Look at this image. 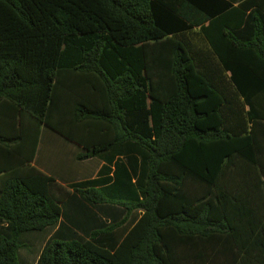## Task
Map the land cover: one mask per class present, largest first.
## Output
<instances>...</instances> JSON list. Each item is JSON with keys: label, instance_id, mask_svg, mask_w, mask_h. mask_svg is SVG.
I'll return each instance as SVG.
<instances>
[{"label": "trees", "instance_id": "obj_1", "mask_svg": "<svg viewBox=\"0 0 264 264\" xmlns=\"http://www.w3.org/2000/svg\"><path fill=\"white\" fill-rule=\"evenodd\" d=\"M43 134L96 177L27 166ZM1 174L0 264H264V0H0Z\"/></svg>", "mask_w": 264, "mask_h": 264}, {"label": "rangeland", "instance_id": "obj_2", "mask_svg": "<svg viewBox=\"0 0 264 264\" xmlns=\"http://www.w3.org/2000/svg\"><path fill=\"white\" fill-rule=\"evenodd\" d=\"M66 148L67 150H70L69 152L67 151H60V153L63 155V160L65 162V174L64 177L67 180H72L74 179V176L76 177H82L83 175H80L78 173H82L85 172L86 175L84 176H92L93 172H96L97 170H99L100 166L102 165V163L98 160V159H91V160H86L84 162L78 161L77 160V156L82 152L81 149L76 146V145H72V144H66ZM71 153H73V161H72V157H71ZM125 160L129 163V166L133 167L132 168V174L133 177L135 179V181L137 182V185H142L143 181L146 178V172H147V156L144 152L139 151L138 149H136L133 145H129L128 147V153L126 154ZM71 163H73L74 167L78 168L79 171H75L74 167H70ZM70 173V174H69ZM76 177V179H77ZM112 211L115 214V217H117V219H109L107 220V225L108 226H114V224L116 225L117 223H119V221L125 217V210H121L119 207H113ZM111 211V212H112ZM141 212L139 211H135L132 214L129 215V219L127 220V223L124 225L122 224L120 227H117L116 229H114L113 232H111V234L113 236H115L116 240L120 237H122L129 229L130 227L140 218L141 216ZM113 217V216H112ZM40 241L39 243H33L34 245L31 247H26L24 248V250L21 252V255L23 257L29 258L31 259V262H36V260L38 259V257L40 256L44 245L46 243V241L49 238V235H44V234H40ZM102 237V236H101ZM26 238V239H25ZM25 238H23V240H26V244L28 242H33V238L32 236H26ZM105 238L109 239V236H105ZM114 239V238H111ZM32 253L31 255H29V253Z\"/></svg>", "mask_w": 264, "mask_h": 264}, {"label": "crops", "instance_id": "obj_3", "mask_svg": "<svg viewBox=\"0 0 264 264\" xmlns=\"http://www.w3.org/2000/svg\"><path fill=\"white\" fill-rule=\"evenodd\" d=\"M67 151L66 143L59 139L58 137L51 135V134H43L41 138V142L38 148V152L36 155V158L31 162L29 167H34L44 174L48 176L54 177L57 182L64 186L68 187L70 184L77 183L80 181L88 180L91 178H95L97 175V172H93L92 176H84L86 175L85 172H80L78 174L83 175L82 177H76L74 176V179L67 180L64 177L65 174V162L63 160V153L61 154L60 151ZM72 161H73V153H71ZM70 167H74L73 163H71ZM101 167V166H100ZM75 171H79L78 168L74 167ZM70 174V173H69ZM8 174H1L0 175V186H2V183L4 180L8 177Z\"/></svg>", "mask_w": 264, "mask_h": 264}]
</instances>
